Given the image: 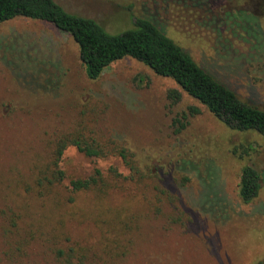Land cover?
I'll return each mask as SVG.
<instances>
[{"label": "rangeland", "instance_id": "374dc122", "mask_svg": "<svg viewBox=\"0 0 264 264\" xmlns=\"http://www.w3.org/2000/svg\"><path fill=\"white\" fill-rule=\"evenodd\" d=\"M55 1L113 34L133 27L134 17L151 19L241 100L264 108V46L254 50L248 34L226 37L222 48L204 16L171 11L162 0ZM260 28L264 45V18ZM76 47L43 21L0 24V210L17 205L22 214L21 236L9 244L0 212V264H52L50 249L66 241L82 249L84 264H264V137L226 127L171 79L130 57L90 80ZM173 89L178 100L169 97ZM72 129L134 152L145 178H110L112 190L70 196L69 180L95 167L105 174L115 166L123 177L128 171L117 157L90 159L69 147L60 162L64 181L34 196L35 165L48 141ZM245 165L262 175L259 194L248 204L238 197ZM129 205H144L138 242L112 262L105 244L122 233L119 222L134 224ZM154 205H168L176 223L169 225ZM113 218L116 227L105 222ZM40 222L49 231L24 239L22 229L35 231ZM52 234L57 239L46 241Z\"/></svg>", "mask_w": 264, "mask_h": 264}, {"label": "trees", "instance_id": "16d2710c", "mask_svg": "<svg viewBox=\"0 0 264 264\" xmlns=\"http://www.w3.org/2000/svg\"><path fill=\"white\" fill-rule=\"evenodd\" d=\"M162 2L171 11L179 9V12L185 10L193 15L200 13V16H204V24L213 29L216 45L222 48L228 47L229 40L225 39L226 37L244 38L241 35L243 33L255 40L254 50L260 51L264 46L258 39L261 37H257L261 34L264 0H162ZM16 18L43 21L68 34L77 45L78 58L84 67L86 77L90 80L99 78L112 62L130 57L148 66L156 75L171 79L179 90L197 100L226 127L237 131H256L264 137V108L241 100L225 82L199 65L190 52L167 36L149 18L134 17L133 27L113 34L93 18L68 12L55 0H0V24ZM169 97L178 100L180 93L176 89L170 90ZM192 110L197 112V109ZM49 143L48 141L45 157L35 165L34 196L43 197L45 190L64 181L65 173L60 168V162L64 151L69 147L75 148L90 159L117 157L128 171V175L123 177L115 166L108 167L105 174L95 167L88 176L69 180L70 196L92 189L100 192L107 188L112 190L110 178L118 183L124 178H129L131 182L145 178L134 152L123 146H112L93 135L85 136L81 130L72 129L58 133L50 145ZM261 186V173L252 165L243 166L238 181L240 202L251 203L258 196ZM153 187L158 193L162 192L157 186ZM129 208H126V211L131 212L129 216L133 218L134 224L119 222L122 224L120 227L122 233L116 232L117 239L110 238V242L105 244L107 249L105 254L112 262L128 255L132 245L135 248L138 242L144 214L140 211L144 209V205H129ZM168 209V205L153 207L169 225H173L176 220ZM18 210L17 205L4 206L0 210L4 222L3 236L9 244L16 243L15 238L21 236L18 228L22 214ZM32 217L33 215L29 214V218ZM105 222L108 225L112 223L114 227L117 224L115 218ZM26 227L22 229L24 239L37 232L39 236L45 235V228L49 231V224L44 222H40L36 229L34 228L35 231L32 229L28 231ZM54 235L52 234L46 241L50 239L55 241L57 238L54 239ZM32 242H35V238L30 241ZM67 243L68 241L58 243L50 249L52 264H84L82 249H76Z\"/></svg>", "mask_w": 264, "mask_h": 264}]
</instances>
